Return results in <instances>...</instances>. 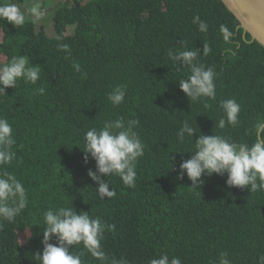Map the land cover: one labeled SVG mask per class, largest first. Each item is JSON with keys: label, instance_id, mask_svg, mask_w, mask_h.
<instances>
[{"label": "trees", "instance_id": "16d2710c", "mask_svg": "<svg viewBox=\"0 0 264 264\" xmlns=\"http://www.w3.org/2000/svg\"><path fill=\"white\" fill-rule=\"evenodd\" d=\"M194 15L209 24L206 35L192 24ZM51 16V36L43 24L37 30L30 21L23 28L0 21V63L25 55L41 69L36 85L20 81L0 96V117L9 121L16 140V157L6 170L28 193L27 208L15 222L0 226V264H38L33 254L42 251L44 213L71 205L115 225L103 247L128 264H148L161 252L182 264H215L224 251L231 264H257L264 255V192L228 188L226 177L215 174L193 190L186 177L178 180L177 172L168 170V157L178 168L191 155L175 153L193 147L187 137L177 142L184 120L204 135L252 142L250 128L264 119V47L251 41L221 0H62ZM222 24L233 32L229 44L221 38ZM181 40L189 49H202L205 41L212 47L207 57L200 56L217 73V98L207 107L189 102L178 88L189 70L178 71L167 51ZM59 43L68 44L70 55L58 50ZM73 62L87 73L85 79ZM118 85L127 91L114 107L107 94ZM228 98L241 104L240 125L220 130L219 101ZM117 117L139 122L134 130L145 144L144 155L136 164V186L107 177L116 195L100 200L86 175L94 161L82 160L83 136ZM83 259L98 264L88 254Z\"/></svg>", "mask_w": 264, "mask_h": 264}, {"label": "clouds", "instance_id": "9594fccd", "mask_svg": "<svg viewBox=\"0 0 264 264\" xmlns=\"http://www.w3.org/2000/svg\"><path fill=\"white\" fill-rule=\"evenodd\" d=\"M48 15L41 0H4L0 3V21L23 28L27 22L38 24ZM192 24L197 26L201 34H207L209 24L201 20L199 15L192 17ZM219 32L225 44L233 40V32L227 25H220ZM60 41L62 36H56ZM58 50L70 55V48L66 43H59ZM231 51V49H228ZM212 47L205 41L202 49H189L187 41H179V46L167 51V56L173 65L186 67L189 74L178 80V88L189 102L215 101L217 98V73L213 67H206L200 59L201 53L207 57ZM234 54V53H233ZM67 58V56H66ZM75 72L85 79L87 73L77 62L72 63ZM41 69L33 66L28 56L13 55L10 60L0 63V96H7V89H16L18 83L36 85L40 79ZM44 88H38L39 94H44ZM126 87L118 85L107 94L109 103L116 107L121 105L126 96ZM223 115L215 123L220 130L236 128L240 125L241 104L234 98L219 101ZM139 122L130 120L125 122L123 117L105 121L103 127L89 128L83 136L82 160L84 164L89 159L94 161V170L89 168L87 177L96 185L97 197L100 200L113 198L116 195L110 189L107 177H118L122 185L127 188L136 186L137 172L135 170L138 159L144 155L145 144L135 131ZM194 134L196 139L193 140ZM252 142H236L230 136L220 134L204 135L200 129L188 120L181 123L176 132L177 142L183 144L186 137L194 143L188 152V159H182L178 168L174 157H168L169 169L177 172V179L185 177L190 181L193 190L201 188L205 183L204 177L213 174L226 177L228 188L247 189L249 192H264V119L257 120L249 130ZM16 140L11 124L6 118L0 117V226L3 222L13 223L28 206V193L21 180L14 172L6 170L16 157L13 150ZM44 228L42 230V251L33 254L38 264H87L83 259L88 254L90 259L98 264H128L121 257L109 256L104 247L105 234L114 232L115 225L108 224L101 217L95 218L88 211H77L71 206L50 208L44 213ZM79 249V251H75ZM226 251L221 252L215 264H231ZM148 264H182L177 256L161 252L157 258H151ZM257 264H264V255H260Z\"/></svg>", "mask_w": 264, "mask_h": 264}, {"label": "water", "instance_id": "95a60500", "mask_svg": "<svg viewBox=\"0 0 264 264\" xmlns=\"http://www.w3.org/2000/svg\"><path fill=\"white\" fill-rule=\"evenodd\" d=\"M244 33L264 47V0H221Z\"/></svg>", "mask_w": 264, "mask_h": 264}, {"label": "rangeland", "instance_id": "374dc122", "mask_svg": "<svg viewBox=\"0 0 264 264\" xmlns=\"http://www.w3.org/2000/svg\"><path fill=\"white\" fill-rule=\"evenodd\" d=\"M61 1L62 0H53V2L50 4L44 3V1H41L43 7L45 9H47L48 15L46 16V18L43 21H41L40 23L37 24V26H36L37 30L39 29V26L41 24H43L45 27V31L49 36L54 34L53 21H52L51 15H52L54 7H56L57 3L61 2ZM70 32H72V28H68L67 33H70Z\"/></svg>", "mask_w": 264, "mask_h": 264}]
</instances>
